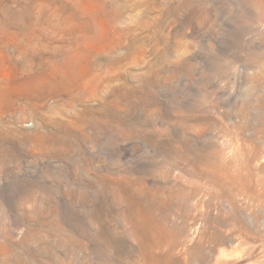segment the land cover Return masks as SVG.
Here are the masks:
<instances>
[{
  "label": "rangeland",
  "instance_id": "rangeland-1",
  "mask_svg": "<svg viewBox=\"0 0 264 264\" xmlns=\"http://www.w3.org/2000/svg\"><path fill=\"white\" fill-rule=\"evenodd\" d=\"M0 264H264V0H0Z\"/></svg>",
  "mask_w": 264,
  "mask_h": 264
}]
</instances>
